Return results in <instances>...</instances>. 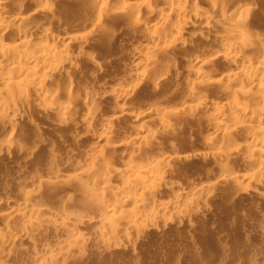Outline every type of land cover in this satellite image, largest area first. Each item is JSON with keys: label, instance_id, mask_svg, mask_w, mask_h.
Segmentation results:
<instances>
[{"label": "bare ground", "instance_id": "1", "mask_svg": "<svg viewBox=\"0 0 264 264\" xmlns=\"http://www.w3.org/2000/svg\"><path fill=\"white\" fill-rule=\"evenodd\" d=\"M90 1L96 6L99 3H102V0H90ZM137 1H138L137 3H133L131 0H119L117 4L119 6L118 9L120 13L121 12L124 13L127 16L126 17L127 20L130 21L132 25H135L137 27L139 26V28L143 29L142 31L146 30L149 26L152 27L153 31L150 32L149 33L150 35L148 34V36L152 39V41L154 42L160 41V43L162 44L160 45V47L157 46V44H155L153 47L141 50V51H145L148 57H143V59L141 58V60L137 61L136 62L137 66L144 65L145 68H150L151 66L154 65L155 69L158 68L156 66L160 67L161 63L159 65H156L155 63L157 61L156 60L157 57H154V59L156 60L154 62L152 55L157 54L158 56V53H161V54L165 53L167 55V53H169L175 47L177 48L178 46L183 47V44L186 41V39H189V38L185 39V37L187 36V31L189 30L191 26H193V24L195 25V30H196L195 32L201 38L205 36L207 37V35L210 36V34H214V35L216 34L214 40L218 41V43L219 41H222V43H224L223 41H227V40H230V41L232 40L236 42L230 45L231 46L229 47L230 53L225 48L227 51L222 50V51L211 53V54H205L204 57L201 56L202 59L198 58V59H192V60L190 59V61L188 60L186 63H184V66L182 65L183 68L176 69V73L173 75V78L171 76L172 73L170 74L169 71H166L163 69L161 70V68L160 70L158 68L156 69V71H154V69H152L154 67H152L151 69L154 72L152 71V74L150 73L147 74L148 72L144 74L145 73L144 72L141 75V78L137 80L139 82L137 84L128 85L129 82L127 83L126 81L123 80L125 84L121 83L119 85L120 86L119 90H117L119 86L114 85L115 87L118 86V88L116 87L117 89L115 90V92H113L112 91L113 89L111 88L110 89L111 93H108L110 91L108 92L106 91V93H104L103 91H105L106 88L103 89L102 91L103 97H107L108 99L111 98L112 102L115 103L116 105L114 106L115 109H113V112L114 110L115 112L112 113V116L110 115L111 117L108 118L106 122L105 121L100 122L99 119L103 118L107 112L111 111L113 106L111 107L109 105L110 106L109 108L107 107L108 104L106 105V102H104L105 103L104 104L103 102H98V101L92 106H90V104H88L86 100L82 102V104L80 103L81 108L86 111V113L84 112L85 117H86L84 118L85 120L87 119L86 125L84 128H82L83 130L86 131V133L83 137L79 138V136H77L78 139L76 138L77 143L75 144L81 145L80 147L78 146L80 149L82 148V146H85L84 144H86L91 134L94 133V128L97 127L98 129H102L103 132H101L99 136L95 139L97 141L94 142L95 143L94 145L97 149L98 148L101 149L102 152L95 156L94 153L97 152V149H96V152L93 151V154L91 153L90 155H94V158L91 159L92 162H90V164L87 166L86 171L84 170L78 173L75 172L76 174H74V176L68 179V181H65L68 183L60 182L58 184H65V186L66 184L67 185L71 184L73 186H75L74 184L76 185L79 184L78 186L80 187V184H82L81 181H88L89 185H87V183L85 182L86 183L85 187H83L84 190L82 189L85 192L83 193L85 194L84 196L85 204L84 205H87L89 203L92 204L93 200L99 203L103 210V212L101 211L102 216L100 215L101 213L99 214L100 219H102L103 216L107 215L108 213H112L116 207V203L115 204L113 203L115 201L112 202L113 204L111 203L109 204V202L107 201L108 195L113 194L112 196L116 195L117 197L118 196L121 197L123 204H124L123 209H122L124 210V212L123 211L121 212L125 213V215L124 214L123 216L119 215L118 217L120 218V217L125 216L124 220L123 219L117 220V218L116 220L115 218H106L104 222L102 221L104 224L103 226L105 228L101 226L103 228H101L102 230H101L100 237H99L100 239L98 238L101 241H98V240L97 241L102 242L103 245L104 243L106 245L109 243V245L107 246H110V242L111 244H113L112 240L114 242L115 241L114 239H116L115 237L117 236L118 229H119V226L115 227L117 224L121 225L119 230L122 229V230L127 231L128 230L127 228L131 227L130 226L131 223L132 224L142 223L146 220V223H148L149 227H151V228L149 227L148 228L152 229V227L154 226V223H157L155 221L161 217L163 219V216L165 218L166 213H169L170 215H172V217L174 215V217L179 221H183L185 218L188 217L187 215L189 212L191 213L193 211L195 212V210L197 209L196 206L198 205H195L196 199H202L205 196H207L206 198V201H207L208 196L211 198L209 194H210L211 189H214L212 185H210L212 188H210L208 185L207 186L201 185L202 187L198 186L199 188H196L194 191L192 189L191 193L186 192L187 193L186 194L184 192L185 194H182L183 193L181 192L182 190H179V189L178 190L181 193L173 192L172 190H174L175 188L177 189L178 186H176L173 189L172 187H174V185L171 186L170 184L171 181L170 182L168 181L169 175L172 174L173 171H175L173 169L174 168L176 169L175 165L177 163L179 164L181 163L180 165H182V163L188 161L189 158L191 160L192 158L195 157L194 159L197 160L196 158L198 157L196 156H199L200 158L204 157L201 154L200 155L196 154L195 152L196 155L195 154L193 155L192 153L191 154L187 153V155L189 156L186 155V157L181 156V157L172 158L170 157L171 152L170 153L165 152L162 150L163 148L161 149L159 147L160 140L165 138L164 136L167 133H168L167 136L169 137L171 135L169 138H173L174 140L175 135L177 134L175 133L176 131L174 129V127H176L175 120L177 119V117L179 118V116L181 118L182 116H185L188 114V116L185 117V119H187V117H190V115H192L191 117L195 118V120L193 121H198V122L200 121V118L198 117L199 115L203 114L204 117L206 115L208 116L207 120L205 118V121L211 125L210 128H212V130H211V133L208 134V137L203 138L204 139L203 145L205 144V146L208 147L207 149L211 150L209 158L213 160L214 163H217L218 165L217 167H219L218 168L219 171H216V174L218 172L219 173L223 172L222 174H224L225 172L226 174L230 176V177L228 176L229 178L226 177L230 183L235 184V185L245 184L246 187L245 185H243V189L245 190V188H248L247 194L249 195H251L256 189H259V188L264 189V48L258 46V44H260V41H259L260 39L257 38V36L252 35L250 31H248L249 28H247V24L250 22L249 21L250 18H254L252 16L254 15V7L247 6V5L240 7V5L238 4L239 2L236 3L237 1L236 2H226L228 0H225V1L224 0H210V3L212 4V6L206 9L204 12L200 14L198 13L190 14L192 9L193 8L195 9V6L194 4L191 3V0H137ZM153 1H159L161 2L162 5L168 6L167 8L168 12L162 13L161 10H158V12H156L157 9L156 10L153 9V6H154L153 5L154 3H152ZM9 2L10 0H0V118L4 117L6 118V120L7 119L9 120L8 122L11 123L9 125L7 124L8 126L6 128L2 126L4 129H2V132H1L8 139V141L5 143V146L7 145L8 148L9 146H11L8 144H11L10 142H12V141H9V139L12 137H15L13 135L14 125L12 124V121L15 120L17 116H19L20 110L23 109L24 106L30 102V99L32 98L31 96L38 97V98L40 97L41 100L47 101L50 106H46L48 105L46 103L45 105L46 107L44 106L45 110L47 109L48 112L57 114L60 117L61 125L63 124V126H66V124H71L72 122H74V116H75L74 106L75 105H69L70 103H73V102H70L68 104L71 97H69V99L68 98L63 99L59 97L62 95V93H59L58 88H56L58 90L56 91L55 88L51 87L52 89H54V91L52 89L50 91L49 86L53 83H56V82L58 83V81L53 82V80L57 78L56 76H58L60 78L61 83L63 85L65 83L66 85V87L65 86L63 87L70 88L72 90L74 89L71 92H75L76 90L79 91V89L83 87V84L80 85L79 84L80 82L79 83H77L78 81L75 82L76 78L74 77V75L73 76L71 75V72L75 71L76 73H80L79 65L77 64V62L80 60L83 61L84 63H87V65H91L92 68L97 69L99 65H97L98 62H96L97 60L95 59V55H93V53L91 54L89 49H87L89 51L85 49L88 45L90 37H93L96 34L97 36H100L99 34H101L100 36L101 38L104 31L106 33L105 28L101 26L100 24L102 23L100 22V20L102 19H100V16H99L97 17V19L92 20V22L90 23V25L92 24L93 27L91 26L92 27L91 31L87 35L78 37L77 35L73 36V34H71V36L68 34L67 35L65 34L64 37H62L61 39L58 38L59 40H57L51 33L50 29H48V26L46 25L45 27V25H41L40 23H42V21L40 20L41 21L40 22L39 19L34 16L38 13L39 14L41 13L39 15L40 17L42 14H44V16L45 15L46 17L51 16L52 18V14H54L55 11L58 10L61 12L62 9L54 10L55 8H58V7L54 8V6H59L55 4L52 5V3L53 2L55 3L56 1L32 0L31 3L33 4L35 3L34 4L35 12L30 13V15L27 14L28 16L24 19H19L17 16L12 14L11 9L15 7L16 5L9 6ZM24 2H25L24 0H15V3L18 4V6H21L22 3ZM243 2L245 4L246 1H243ZM58 3L59 2H57V4ZM30 5H31V11H32L33 5L32 4ZM249 5H252V4H249ZM65 8H67V6ZM100 8L101 7H99V9ZM99 9L98 11L100 13L99 12L98 13L100 15H102L103 12L106 11V10H101V9L99 10ZM102 9H104V7H102ZM141 9L146 11L147 16L141 17L139 15L140 14L139 11ZM66 11L68 10L66 9ZM64 13L67 14L68 12L67 13L64 12ZM108 15H110V13H108ZM36 16L39 17L38 15ZM156 18L157 19L159 18V20L161 19L162 23L164 22V24L169 23L170 21L174 20V22L172 23H174L173 25H175L176 27L167 28L165 25L163 28L161 27L156 28V26L160 25L157 22V25L154 28V24H156L154 23V20ZM78 19H79V16H78ZM51 22H47V23H51ZM102 27L104 28V30ZM111 32H110L111 36L114 34L116 35V33L112 34L113 32L112 33ZM107 34L105 37L106 39H109L110 37L107 38ZM110 34H108V36ZM105 37L103 36V38ZM106 42L107 41H105V44ZM97 43L101 44L99 41ZM255 45H257L258 48H256ZM101 46L103 47L104 45H101ZM139 52L140 51L138 50L137 53ZM215 60H222L224 62L228 61L229 63H231L234 67V73L233 72L232 73L234 77H236V80L233 78L234 79L233 81L228 82L230 78L228 79L227 77H225L226 76L225 74H224L225 76L224 75L220 76L219 70H217V72L219 73L216 74L214 72L216 69H214V71L212 69L214 68L213 62L215 63L217 62ZM229 63L228 65H230ZM230 69L232 68L230 67ZM95 72H97V70H95ZM98 72H97V75H99L101 71L99 73ZM91 73L93 74L94 72H91ZM83 74L85 75V73ZM93 76H96V74L92 75V77ZM229 76L231 77V74L228 75V77ZM61 77H64L63 81H62L63 78L61 79ZM72 77L75 78V81L73 80ZM94 79H97V78H94ZM120 80H117V81H120ZM104 82L107 83L106 81ZM131 82L136 83V80L131 79L130 83ZM111 83L113 82L111 81ZM161 85L162 87L165 85V87L171 91H174L178 88L179 89L183 88L184 91H186V97H185L186 99H185V102L182 100L183 101L182 104L185 105L186 103H191L193 107L192 112L189 111L191 109H188L187 107L186 109L184 108V106L180 107L182 109L179 108L180 110L178 109V111L173 112L169 108V106H162L165 104L151 105L145 111L143 110L144 113H142L141 115V117L144 118V122L141 124V129L143 130L141 131L140 129V132H143L144 130L147 132V129H148V134L147 133L138 134V135L136 134V137L128 138L126 141H124L121 144L119 143L118 145H113L111 143L112 144L111 145L109 142L110 138H112L113 136V135L111 136V134L116 129V126L118 127L117 125L119 124L118 122L129 117V114L132 113L131 110H133V107L131 108L132 106L131 105L130 106L131 109H130L128 104L132 102L131 100L133 99V95L139 90L141 86L152 87V88L154 87L155 89H157V87H160ZM102 87H105V85H102ZM224 87L225 88L234 87L237 89L238 92L243 91V89L246 87H250L252 92L251 91L248 92L247 94H245L244 97L240 96L241 98L240 97L237 98V96L230 97L231 96L230 94L229 96H227L225 93L221 94V92H219L211 96V98L209 99L211 100V102L205 101L206 97L204 96L208 94L207 93L205 95L204 93L205 88H207V90L209 88L208 91H211L212 89H219L218 91H221L223 90L222 88ZM55 91L58 92L59 95H57L58 93H56ZM83 91H85V89ZM68 92H69V89H68ZM69 94L70 93H68V96ZM104 94L106 95L104 96ZM237 94L238 93H236V95ZM64 96L62 95V97ZM191 104H188V105L190 106ZM77 107H78V104H77ZM211 107L212 108L214 107V108L211 109ZM187 112H190V115ZM203 115L201 117V121H202ZM191 117L188 119L192 120ZM77 118H79L78 115H77ZM78 120L79 119H77L76 122ZM177 120H180V119H177ZM98 121L100 122L99 124H98ZM74 123L72 125H74ZM81 124L82 123H80V125ZM151 124H157L158 127H162L161 129L162 133L160 134V130H159L160 135H158L157 132L153 134L149 133V126ZM82 126L83 124L80 127ZM172 131H174L175 135L172 133ZM96 132L98 133V131ZM221 132H222V135L224 136L220 142V145L214 149L213 146L216 143H218V139L220 137L219 134ZM163 134H164L163 138L159 137ZM172 134L174 135V137ZM79 135L82 136L83 134L81 135L80 133ZM159 138H162V139L159 140ZM15 139L17 138L15 137ZM90 139L92 140V138ZM117 139H120V138H117ZM10 140H14V138ZM18 140H19V135H18ZM76 141L74 139V142ZM103 142H105L104 144L106 145V147H109L108 150L111 154L103 153V149H105L104 145L101 146ZM107 145H110V146H107ZM170 145H173V144L170 143ZM95 147L93 148L95 149ZM30 150L31 149H29V151ZM25 151H27V154H28V150H25ZM172 154H173V151H172ZM105 155L106 156L110 155V158L109 156L106 157ZM52 156H53V153L51 154V156H48L50 158L47 162L52 161V163L49 162L50 165L51 164L53 165V166L51 165L52 166L51 168L53 167L55 168L54 165L56 164L55 163L53 164L52 158L54 159V161L59 160L60 158L57 155L53 157ZM252 156H253L252 160L255 159V162L254 161L251 162L252 165L248 163L249 164L248 166L251 165V167L249 168L247 166L249 169L246 167L247 169L244 170L245 169L244 168L241 172H235V170L233 171L230 169V167L228 166L229 164L227 165L228 163L227 161L232 158L240 157L242 160H244V162L245 161L249 162L250 161L249 159L252 158ZM205 157H206L205 158L206 160L209 159V158L207 159V155H205ZM43 158L44 157L41 156L40 154L38 157H35V159L38 161H41ZM246 159L249 161H247ZM50 165L48 166L46 165V166L49 168ZM51 172H52L51 173L52 175L55 174L54 170H52ZM59 179H57L56 181L59 182ZM187 180H189V178ZM117 181H119L120 183L118 182L119 184H116ZM55 184L58 186L57 183ZM247 185L253 186V187L250 189L249 187H247ZM237 187L239 188V186ZM256 187H259V188H256ZM163 188L169 190L170 193L173 192L172 194L169 195L170 197H168L169 201L168 202L166 201L167 203L165 202L159 203L155 198L157 197V193L159 192V190ZM258 191L256 190V192ZM259 192H263V191H259ZM30 199L28 198V200H26L25 202L12 201V200L9 203H6L7 201L2 202V203L0 202L1 204H3L2 207H0V221L4 220L5 218H9L10 220H12V218H17L18 220H23V221L26 219V222H25L26 224L23 225L24 231L23 233L21 232L22 234L21 233L19 234V232L17 234L16 233L17 230L14 232L11 229L12 227H10V225L12 224H10L11 222L9 219L6 221V224H3L4 225L2 226L3 229L2 227L0 228V264H9L8 259L11 256L12 249L15 246H17L18 242L20 241H27V242L29 241L31 242L32 246L35 247L36 243L32 241L33 235H37L36 233L41 232L45 230V228L47 229L48 227L55 228V230L58 229L59 232L61 230L62 232L66 231L65 234L69 235V237L68 235L67 237L70 238V240L68 238L66 239L68 241V245H71L70 246L71 249H73V247L74 249L83 248V246L86 244L87 239L84 236V234H81L78 232L79 231L78 229L82 227L84 223V217L82 218L80 217V215L78 216V214L77 215L66 214L64 216L61 215L62 216L61 218H56V217L51 218V216L45 217L44 219L41 218L43 220H40V221L43 222V225H41L42 222L39 221V218L38 219L36 218L39 222L37 220H34L31 222L29 218L33 214L40 215V213H42L44 208H42V205L40 202L39 204L38 202L34 201L33 198H32L33 200H30ZM199 202H202V201H199ZM202 204L204 206V203ZM201 205H200V208H202ZM15 212L16 214H13ZM43 217H44V214H43ZM86 217H85V220H86ZM145 224L144 226H146ZM137 225L134 228L135 230H132V231L138 230L136 229L138 227ZM143 232L144 230H142L141 234H143ZM69 241H70V244H69ZM113 245H114L113 249L115 250L114 248L115 245L116 246L118 245L117 243ZM68 249L70 248L68 247ZM110 251H113L112 247ZM67 253H62V252L58 254L52 253V254L45 256L44 258L41 257L39 258L40 260L39 264H53L54 262L56 263L61 257H63V260L64 258L68 260L69 257L67 258V255L69 254ZM113 258L114 257L112 256V261L115 259Z\"/></svg>", "mask_w": 264, "mask_h": 264}, {"label": "rangeland", "instance_id": "2", "mask_svg": "<svg viewBox=\"0 0 264 264\" xmlns=\"http://www.w3.org/2000/svg\"><path fill=\"white\" fill-rule=\"evenodd\" d=\"M24 1L25 2L22 3L21 6H18V4L15 3V0H10L9 2V6L16 5L15 7L11 9V11H12V14L17 16L19 19H24L28 15H30V13L35 12L34 10L35 3L34 4L31 3L32 0H24ZM53 1H56V2L55 3L53 2L52 5L53 4L59 5V6L62 5L61 7L54 6V8L58 7V8H55L54 10L62 9L61 12L58 10L55 11L54 14H52V18L51 16L46 17V15L44 16V14H42L43 16L41 15L40 17L39 15L41 13L36 14L39 17H37L36 15L34 16L38 18L39 21L40 20L42 21V23H40L41 25H45V27L46 25L48 26V29H50L51 33L57 40H59L58 38L61 39L62 37H64L65 34L66 35L68 34L70 36L71 34H73V36L77 35L78 37L87 35L91 31V28L93 27L92 24L90 25L92 20L97 19V17L100 16V19H102L100 20V22H102L100 24L101 26L105 28L106 33L104 31L101 38H100L101 34H99L100 36H97L96 34L95 36L90 37L88 45L85 50L89 49L90 53L91 54L93 53V55H95V59L97 60L96 62H98L97 65H99L101 68L98 66L97 69H94L92 68L91 65H87V63H84L81 60L77 62V64L79 65L80 73H76L75 71H73L71 72V75L72 76L74 75V77L76 78V81H75V78L72 77L75 82L78 81L77 83L80 82L79 83L80 85L83 84L82 88L83 90L85 89V91H83L81 88L79 89V91L76 90L75 92H71L74 89L72 90L70 88H65L66 87L65 83L63 85L58 76H56L57 78L55 77L57 80L56 79L53 80V82L58 81V83L56 82V83H53L54 86L53 84L49 86L50 91L52 88H55V89L58 88L59 93H62L63 96L64 95L66 96V97L65 96L62 97V95L59 96L63 99H66V98L69 99V97H71L68 104L70 102H73V103H70L69 105H75L74 115L76 116V118L78 115L79 118L77 119H79L78 120L79 122L78 121L76 122L77 119L74 116L75 123L72 122L71 124H66V126H63V124L61 125L60 117L57 114L50 113L47 111V109L45 110L44 106L46 105V103L48 104L47 101L41 100L40 97L39 99L38 97L31 96L32 98L30 99V102L26 104L27 106L25 105L24 108L20 110V114H19L20 117L17 116L15 120H13L14 122L12 121V124L14 125L13 135L17 139H15V137L10 138V139L14 138V140L9 139V141H12V142H10L11 144H8V145H11L8 148L7 145H6L7 147L5 146V143L8 141V139L1 132H2V129H4L3 127L6 128L11 123L8 122L9 120L8 119L6 120V118L4 117L0 118V134H1L0 135V202L2 203V202L7 201L6 203H9L11 200L25 202L26 200H28V198L29 199L31 198L30 200L34 199V201L38 203L40 202L42 205V208L44 209L42 213H40V215L33 214L29 218L31 222L34 220H37L38 218L40 221V220H43L45 217H50V216L51 218H55V217L61 218L62 216L66 214L68 215L78 214V216L80 215V217L82 218L84 217V223L82 227L78 229L79 230L78 232L81 234H84L87 241H86V244L83 246V248L74 249L73 247V249H71L70 247L71 245H68V241L66 239L69 237L68 234H67L68 237L65 234L66 231H63L64 232L63 233L62 230L59 232L58 229L55 230V228L48 227L49 229L45 228V230L36 233L37 235H33L32 241L36 243L35 247H33L31 242L29 241H28L29 243L27 241L18 242L17 246H15L12 249L11 256L8 259L9 261L8 263L9 264H17V263L18 264H27V263L28 264H39V261H40L39 258L41 257L44 258L45 256L52 254V253L53 254H58L61 252L67 253L69 251L67 253L69 254L67 255V258L69 257L70 259L68 258L67 260L66 258H64L63 260V257H61L56 263L54 262L53 264H264V225H263L264 224V189L256 187L260 189L259 190L255 188L257 191L259 190L263 192L258 191L260 193L259 194L258 192H256V190H254V192L251 195H249L247 194L248 188H245L246 192L243 189V185L245 184L235 185V184L230 183L228 179L226 178L229 175L226 174L225 172L224 174H222L223 172L221 173L218 172L219 174L218 173L216 174V171H219L218 169L219 167H217L218 166L217 163H214V161L209 158L211 150L207 149L208 147L205 146V144L203 145L204 143L203 138L208 137V134H210L212 130V128H210L211 125L205 121V118L206 120L208 118L206 114L205 115L207 117L206 116L204 117L203 114L198 116L201 121V117L203 115L201 122L193 121L195 120V118L191 117L192 115H190V112H187V113H189L192 120L188 119L190 117H187L188 120L185 119V117L188 116V114L185 116H182L181 118L180 116L179 118L177 117V119H180V120H177V119L175 120L176 127H174V129L176 131L175 133L177 134L175 135L174 131H172V133L175 135L174 140L173 138H169L171 135L169 137L167 136L168 133L165 134V136L164 134L159 136L162 138L163 136L165 137L163 139L159 138V140L162 139L160 140L161 144L159 142V145H160L159 147L161 149L163 148L162 150L165 152H169V153L171 152L170 157L172 158L181 157V156L186 157L187 153L188 154L192 153L194 155L195 152L198 155L201 154L202 156H204L203 158L196 156L198 157L196 158L197 160L194 159L195 157L192 158L191 160L189 158V160L184 162L185 164L182 163V165H180L181 163L180 164L175 163L176 165L175 164L174 165L176 166V169L174 168L173 170L175 171H173V173L169 175L168 181L169 182L171 181L170 182L171 186L174 185V187L172 188L174 189L176 186H178L177 189L176 188L174 189L175 191L172 190L173 192H180L179 190H182L181 191L183 192L182 194H185L186 192L191 193L192 189L194 191L196 188L202 187L203 185L204 186L208 185L210 188L213 187L215 189V190L211 189L210 194H209L211 198L208 196L207 201H206L207 196H205L202 199H196L195 205H198L199 207L196 206L197 209L195 210V212L193 211L194 213L193 212L188 213L187 215L188 217L185 218L187 220L184 219L183 221H179L174 217V215L172 217V215H170L169 213H166L165 218L163 216V219L162 217L158 219L159 222L158 220L155 221L157 223H154V226L152 227V229H149L151 227H149L148 223H146V220L142 222L143 225L142 223H133V224L131 223L130 224L131 227L127 228L129 231L122 230V229H121L122 231L119 230L121 225L117 224L115 227L119 226L118 233H117V236L115 237L116 239H114L115 241L113 242L112 240V243L113 244L117 243L119 247L115 245L114 247L115 250H114L113 249L114 245L111 244V242H110V246H107L109 245V243L107 245L104 243L103 245L102 242H98V241H101L99 240L100 239L99 237H100V233L102 230L101 228L104 227L103 222L106 218H115V220L117 218V220H122V219L124 220L125 216L120 217L121 219L118 217L119 215L120 216H123V214L125 215V213H123L124 210H122L124 204H123L121 197L119 196L117 197L116 195H114L116 196L114 197L112 196L113 194L108 195L109 199L107 198V201L109 202V204L116 203V207L112 213H108L107 215L103 216V218L101 217L102 219H100V215L102 216L103 210L99 203L93 200L92 204L89 203L87 205H84L85 204L84 202L85 194L83 193L85 192L83 191L84 190L83 187H85L86 183L87 185H89L88 181H81L83 185L80 184V187L78 186L79 184L77 185L74 184L75 186L71 184H68V185L66 184V186L65 184H58L60 182L64 183L65 181H68V179H70L72 176H74V174L78 172H82L84 170L86 171L87 166L90 164V162H92L91 159L94 158V155H90V154L91 153L93 154V151L96 152V149H97L94 145L95 144L94 142L97 141L95 139L99 136L101 132H103L102 129H98L96 127L94 128L95 134L92 133L93 131L92 130L91 131L92 134L89 137V139L92 138V140L88 139L86 144H84L85 146H82V148L80 149L79 147L81 145L75 144L77 143L76 141V138L78 139L77 136H79L80 138V137H83L86 133V131L82 129L85 127L86 120H87V119L85 120L86 111L81 108L82 102L86 100V102L90 104V106L97 103V101L103 102V103L106 102V105L108 104L107 107L109 108L110 106L114 107L116 106L115 103L112 102L111 98L108 99L107 97H103V94H102L103 92L106 93V91L107 92L110 91L108 93H111V90H110L111 88L113 89L112 91L115 92V90L118 88V86L121 83L125 84L124 81H126L127 83L129 82L128 85L137 84L139 83L137 80L141 78V75L144 72H145L144 74H146V72H148L147 74L149 73L152 74V71H153L152 69L156 71V69L159 68L160 70L161 68V70L163 69V70L169 71L170 74L172 73L171 76L173 78V75L176 73V69L183 68L182 65L184 66V63H186L188 60L190 61V59L192 60V59H198V58L202 59L201 56L204 57L205 54H211V53L219 52L222 50L229 51L230 50L229 47H231L230 45L234 44V42L236 41L227 40V41H223L224 43H222V41H219L218 43V41L214 40L216 34L215 35L210 34V36L207 35V37L205 36L201 38L195 32L196 31L195 25L193 24V26H191L189 30L187 31V36L185 37V39L186 38H189V39H186V41L183 44V47L182 46H178V48L175 47L169 53H167V55L165 53L163 54L158 53V56L157 54L152 55L153 59L154 57H157L156 60L158 62L154 59V62L156 61L155 64L159 65L161 63L163 66L160 64V67L156 66L158 67L156 69L154 65L151 66L150 68H145L144 65H140V66L136 65V62L141 60V58L143 59V57H148V55H146V52L141 51V50L153 47L155 44H157V46L160 47V45L162 44L160 43V41L158 42L152 41V39L148 36V34L153 31L152 27L149 26L146 30H144L146 32L145 33L144 31H142L143 29L139 28V26L137 27L135 25H132V23L127 20L126 18L127 16L124 13L122 12L120 13L118 9L119 6L117 4L119 0L118 1L117 0H111V1L102 0V3H99L97 6L94 5L90 0H75V1L74 0H53ZM131 1L133 3L138 2L137 0H134V1L131 0ZM243 1H246L245 4ZM243 1L242 0H228L226 2H236V3L239 2L238 4L240 5V7L244 5L254 7V15H252L254 18H250L249 20L250 22L247 24V28H249L248 31H250L252 35L257 36V38L260 39L259 40L260 44H258V46L264 48V0H260V1L257 0V2L256 0L254 1L253 0L252 1L243 0ZM57 2L59 3L57 4ZM152 3H154L153 9L154 10L157 9L156 12H158V10H161L162 13L168 12V9H167L168 6L162 5L161 2L153 1ZM191 3L194 4L195 9L193 8L190 14L192 13L200 14L212 6V4L210 3V0H191ZM253 3L254 4L256 3V4L254 5ZM30 4L33 5L32 11H31ZM249 4H252V5H249ZM66 6L67 8H65ZM99 7H101L100 8L101 10H106L103 12L102 15L99 14L100 13L98 11ZM102 7H104V9H102ZM66 9L68 11H66ZM13 11L15 14L13 13ZM64 12L66 13L68 12V13L65 14ZM107 12L110 13V15H108ZM139 13L141 17L147 16L146 11L143 9H141ZM78 16H79V19H78ZM160 21L161 19L159 20V18L158 19L156 18L154 20V23H156L154 24V28L157 25V22L160 25L156 26V28L157 27L163 28L165 25L167 28L176 27L175 25H173L174 23H172L174 22V20L170 21L171 23L169 22L166 24ZM47 22H51L52 24L47 23ZM107 32L108 34H110V32L112 34L116 33V35L114 34L115 36L114 35L111 36L110 34L108 36ZM106 34H107V38L110 37L109 39H106L105 37ZM103 36L105 38H103ZM97 40L101 44H98ZM105 41H107L106 44H105ZM101 45H104V46L102 47ZM255 46L256 48H258L257 45ZM136 50L137 52L138 50L140 52L137 53ZM215 61L217 62L216 63L213 62L214 68L212 69L213 71L214 69H216L214 71L216 74L219 73L217 72V70H219L220 76H223L225 74L226 75V76L224 75L225 77H227L228 79L230 78L228 82H231L234 79L236 80V77H234L233 75L234 67L231 63H229L228 61L227 62L225 61L226 62L225 64V62L222 60H215ZM228 63L230 65H228ZM230 67L232 69H230ZM146 69H148L149 71ZM95 70H97V72L98 70L99 72L101 71L100 74L97 75V72H95ZM91 72H94V73L92 74ZM83 73H85V75ZM95 74L96 76L92 77V75H95ZM230 74H231V77L230 76L228 77V75ZM94 78H97V79H94ZM61 79L63 81L64 77H61ZM114 79L116 82L114 81ZM120 79L122 80V82ZM131 79L136 80V83H132L134 81L130 83ZM117 80H120V81H117ZM104 81H106L107 83H105ZM111 81L115 83L113 84L111 83ZM102 85H105V87H102ZM114 85H118L116 86L117 88ZM164 87L165 85L163 87L161 85L160 87H157V89H155L154 87L152 88V87H145V86H141L139 88L140 91L138 90L133 95V99L131 100L132 102L128 104L129 108L131 105H132L131 108L133 107V110H131L132 115L129 114V117L118 122L119 123L117 124L118 127L116 126V129L114 130L115 132L113 131L111 134V136L112 135L113 136L112 138H110V141H109L110 144L111 143L113 145H118L119 143L121 144L124 141H126L128 138L136 137V134L137 135L146 134V133L148 134V129H147V132L145 130L143 132H140L141 124L144 122V118H142L141 115L151 105L165 104L162 106H169V108L173 112L178 111L180 107L184 106V108L187 107L188 109H191L189 111L192 112L193 107L191 103H186L185 105L182 104L183 101L185 102V99H186L185 98L186 91H184L183 88H180V89L178 88L174 90L175 91L174 92ZM224 88H222L223 90L220 89L221 91H218L219 89H212V88H210L212 89L211 91H208L209 88L208 90L207 88H205L204 89L205 95L208 93L206 96H204L206 97L205 101L211 102V100H209L211 96L219 92H221V94L225 93L227 96H229L230 94L231 95L230 97L237 96V98L240 96L244 97L245 94H247L248 92L250 91L252 92L250 87H246L243 89V91H240V92H238L237 89L234 87H227L225 89ZM68 89H69V92H68ZM103 89H105V91H103ZM119 89H120V86L117 90ZM52 90L54 91V89ZM56 91L58 90L56 89ZM59 93L57 95H59ZM68 93H70L69 96H68ZM236 93L238 94L236 95ZM105 95L106 94H104V96ZM77 104H78V107H77ZM188 104H191V105L189 106ZM46 106H50V105L48 104ZM113 107H112V110L107 112L103 118L99 119L100 122L101 121L106 122V120L112 116V113L115 112V110L113 112V109H115V107L114 108ZM213 108L211 107V109ZM75 110L77 111V113ZM183 117L185 120L183 119ZM99 121H98V124L100 123ZM73 123L74 125H72ZM80 123L83 124L82 127H80L82 125V124L80 125ZM161 129L162 127H158L157 124H151L149 126V133L153 134L157 132L158 135H160L162 133ZM142 130L143 129H141V131ZM159 130H160V134H159ZM96 131H98V133ZM80 133L81 135L82 134L83 135L80 136L79 135ZM18 135H19V140H18ZM94 135L95 136L97 135V136L95 137ZM219 136L220 137L218 139V143L214 145L215 147L213 146L214 149L220 145V142L224 135H222V132H221ZM117 138H120V139H117ZM74 139L76 142H74ZM104 143L105 142L101 144V146L103 145L105 146V149H103V153L109 154L110 153L108 150L109 147H106ZM170 143H172L173 145H170ZM107 146H110V145H107ZM93 147H95V149ZM24 149L28 150V154H27V151H25ZM29 149L31 150L33 149L32 151L30 150L33 155L30 153ZM167 149L170 151H168ZM171 150L173 151V154ZM101 152L102 150L98 148L97 152L94 154L96 156L97 154ZM50 153L51 154L53 153V156L57 155L60 158L59 159L57 157L59 160L55 159L56 161H54V159L52 158L53 164L54 163L56 164L54 165L55 168L54 167L51 168L53 166L52 164H51L52 166L50 165L52 161L51 162L49 161L50 163L47 162L50 158L48 156H51ZM39 154L44 157L41 161H38L35 159V157H38ZM205 155H207V159L209 158L210 161L209 159L208 160L205 159L206 158ZM108 156L110 158V155ZM252 159H253V156L252 158L249 159L250 161L246 159L249 162L245 161L246 162L245 163L244 160H242L240 157H235V158L228 160L227 161L228 163L227 162L225 163H227V165L229 164L228 166L230 167L231 170L233 171L235 170V172H241L244 168H245L244 170H246L248 167L249 168L251 167L252 165L251 162L253 161L255 162V159L254 160ZM248 163H250L251 165L248 166L249 165ZM46 165L47 166L50 165L49 168L51 169H49ZM49 170L51 171L54 170L55 174L52 175L51 174L52 172ZM188 178L189 180H187ZM57 179H59V182L56 181ZM118 182L119 181H117L116 184L120 183ZM55 183H57L58 186ZM65 183H68V182H65ZM210 185H212V187ZM237 186H239L240 189L242 188L241 189L242 192ZM247 187L251 189L253 186L247 185ZM189 188L191 189V191ZM163 189L159 190V192L157 193V197H155L159 203H164V202L167 203L169 201L168 200L169 199L168 197H170L169 195L173 193V192L170 193V191L167 189H164L163 191ZM199 201H202V202H199ZM1 203H0V207H2L3 205ZM202 203H204V206ZM200 205L202 208H200ZM13 214H16V212ZM43 214H44V217H43ZM85 217H86V220H85ZM8 219L9 218H5L4 220L0 221V224H1L0 228L4 226L3 224H6V221ZM10 222L9 223L12 225L10 224L9 225L10 227H12L11 229L14 232L17 230L16 231L17 234L18 232L19 234L21 232L23 233L24 231L23 225L26 224L25 223L26 219L23 221V220H18L17 218H12ZM144 224L146 226H144ZM41 225H43V222ZM136 225L138 226L136 229L138 230L140 229L139 232L138 230L132 231V230H135L134 228L136 227ZM142 230H144L143 234H141ZM68 239L70 240V238ZM69 244H70V241H69ZM37 246L39 249L37 248ZM68 247L70 249H68ZM111 247L113 251H110ZM116 247L118 250L116 249ZM112 256L115 258V259L113 258L114 259L113 261H112Z\"/></svg>", "mask_w": 264, "mask_h": 264}]
</instances>
